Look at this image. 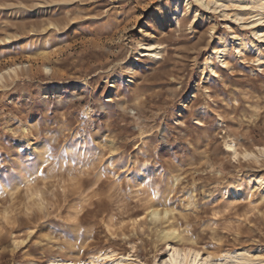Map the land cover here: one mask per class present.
<instances>
[{
  "label": "rangeland",
  "instance_id": "1",
  "mask_svg": "<svg viewBox=\"0 0 264 264\" xmlns=\"http://www.w3.org/2000/svg\"><path fill=\"white\" fill-rule=\"evenodd\" d=\"M175 242L264 264V0H0V264Z\"/></svg>",
  "mask_w": 264,
  "mask_h": 264
},
{
  "label": "bare ground",
  "instance_id": "2",
  "mask_svg": "<svg viewBox=\"0 0 264 264\" xmlns=\"http://www.w3.org/2000/svg\"><path fill=\"white\" fill-rule=\"evenodd\" d=\"M259 182L260 181L257 180L256 183H259ZM175 238L176 237H174V239ZM230 254H232V252H230ZM242 254L240 253L234 256L235 264H245L247 262L255 261L251 258L250 259L247 258L246 256H244V254L243 255ZM203 255L204 257L201 261L202 262L201 264H209L210 259L213 256H214L213 258H219L221 256V254L212 255L208 252H204ZM199 257H200L199 249H196L192 246L179 245L178 242H175V243H172L171 245H168V247L165 249V255L163 259H161L157 264H198ZM59 261L60 260L56 258L53 261L49 263L47 262V263L48 264H62V263H59ZM71 264H81V263L73 262ZM107 264H127V261L126 259H123V258H117V259L110 260V262Z\"/></svg>",
  "mask_w": 264,
  "mask_h": 264
}]
</instances>
